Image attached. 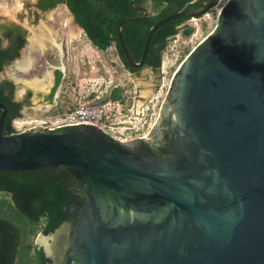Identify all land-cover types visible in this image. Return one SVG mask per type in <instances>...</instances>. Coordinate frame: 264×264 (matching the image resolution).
<instances>
[{"label":"water","instance_id":"95a60500","mask_svg":"<svg viewBox=\"0 0 264 264\" xmlns=\"http://www.w3.org/2000/svg\"><path fill=\"white\" fill-rule=\"evenodd\" d=\"M220 1L159 20L140 61L122 29L148 12L122 21L128 64L144 65L161 26ZM170 95L180 139L164 157L132 152L95 128L4 134L9 108L0 101V170L59 166L83 190L76 225L44 236L56 264H264V0H236L223 30L180 64Z\"/></svg>","mask_w":264,"mask_h":264},{"label":"trees","instance_id":"16d2710c","mask_svg":"<svg viewBox=\"0 0 264 264\" xmlns=\"http://www.w3.org/2000/svg\"><path fill=\"white\" fill-rule=\"evenodd\" d=\"M131 1L41 0L39 6L45 10L65 2L92 43L99 50L117 46L120 61L134 73L138 69L128 64L118 36V26L122 21L142 16L132 7ZM234 1L232 0L230 5H233ZM201 2L202 0H135L137 5L147 3L150 12L147 17L128 23L122 29L124 40L134 60L140 61L147 33L159 20L181 10L199 7ZM184 22V18L175 19L157 29L143 67L160 71L163 56L174 37L181 32L185 36L193 33L194 28L183 25ZM6 35L9 37V33ZM18 41L16 55L26 40L21 35ZM12 58L11 49L0 50V71L6 60ZM14 92L15 86L12 82L0 86V101L10 109L4 122V134L17 132L13 121L24 117L22 109L29 105L31 92L28 91L24 100L18 103L13 101ZM121 92V88L114 89L111 97L117 99ZM80 128L76 126L59 130L74 131ZM102 135L111 139L108 135ZM78 201L85 202L80 183L62 167L0 170V264H48L50 259L46 256L44 248L35 244V237L39 233L48 235L62 223L74 221L78 215Z\"/></svg>","mask_w":264,"mask_h":264},{"label":"flooded vegetation","instance_id":"af4514ba","mask_svg":"<svg viewBox=\"0 0 264 264\" xmlns=\"http://www.w3.org/2000/svg\"><path fill=\"white\" fill-rule=\"evenodd\" d=\"M40 1L41 0H36L34 3L27 1L25 3L26 4L25 8L28 10V13L26 14L18 13L16 18H12V17L9 18L7 17V15L0 16V50H5V49L7 50L9 48V50L11 49V57L13 56L12 59L6 60L7 62L4 64L3 69L0 71V86H4V83L6 82H12L14 84L15 92L13 93V101L16 103L24 100L25 94L28 91L31 92V95L29 97V105L25 106L22 109V112L24 109L27 108H35V110H39L45 113L47 112L55 113L58 109H60V107H63L62 102H60L59 100V93L63 91L66 79L70 78L71 63L74 62L75 55L73 50H68L67 49L68 46L66 47V45H68L69 32L66 31L68 32L67 37L63 36L62 38L60 30L63 31L64 26L61 23V20L58 21L57 24H55L54 26L55 33L48 34L49 35L48 39H45L46 41L45 47H43L41 44L38 43L35 44L33 42L32 39L33 31H34V35L38 34V31L36 29L39 20L41 18L42 19L46 18V16L50 14L49 12H53L58 8L59 5L65 3V2L57 3L56 6L43 10L39 6ZM225 2L226 0H221L217 5L214 6L217 7L218 5L223 3L220 12L219 24L217 28L213 32H211L198 47H200L204 42H206L211 37L218 35L223 30L225 18L234 9L236 0L234 1L233 5H230L232 4L231 3L232 0H229L227 3ZM131 5H132V1H131ZM132 7L135 8V11L141 13L142 16L144 15L143 9H146L148 14L150 12V8L147 5V3L137 5L135 4V0H134V5H132ZM15 14H16V10H15ZM142 16H138V17H142ZM25 18H28V21L25 22L24 21ZM184 19L185 22L183 25H188L186 23L190 19L188 18H184ZM54 22H56V19H54ZM75 22L77 24L76 26L80 28L81 26L76 21V18H75ZM68 28L71 31V27L69 25ZM68 28L65 29L67 30ZM80 29H82V31L84 32L86 39H88L89 42L92 43V41L89 39L84 29L82 27ZM6 33H9V37L6 35ZM52 34L57 37L56 41L60 45L51 41L52 39H49L51 38ZM21 35L25 37L26 41L24 45L20 47L18 55H16V50H17L16 48L19 47L18 40ZM109 48L101 51H106ZM114 52L117 54V56L120 54L119 53L120 51L117 46H114ZM193 52L190 53V55L193 54ZM88 63H90L89 59H88ZM9 67L13 70L14 74L9 76L6 74H2V72ZM137 69L138 70L136 72L134 73L132 72L135 78L137 79V81L152 80L153 81L152 85L153 87H155L154 90L155 89L157 90L158 88L156 87L159 84V80L158 78L153 79V76L151 75V73L154 70L151 69L150 67H143V66L138 67ZM177 73L178 70H176L175 74L173 75L172 85L169 93L163 98L161 111L157 120V124L153 129V131L151 132L150 136L143 139L140 138L133 139L126 143L120 142L127 149L135 153H142L156 157H164L165 155H169L174 151V147L176 146L177 141H179L180 139V129L174 123L172 118V113L170 112V108L166 103L171 98L170 94ZM25 76H28V78L32 79L33 81L37 80L39 81V83L43 82L46 85L44 88L36 87L34 85H31V83L27 86H24L22 84V79ZM76 78L77 76L75 77V79ZM20 87L23 90L18 92ZM5 89H7V87H5ZM16 106H11V108H16ZM84 128H90V127H81L80 129H84ZM76 218L74 221H72L73 225H76L77 222ZM52 233L48 235H44L43 233L41 234L45 237L47 236L49 237ZM41 247H43V245H41ZM44 251L46 256L49 257L50 259L48 264H56L57 261L52 256L48 255L45 249ZM60 253L61 251H58L59 256L61 255ZM66 260L67 257L65 256L60 261V263H64Z\"/></svg>","mask_w":264,"mask_h":264},{"label":"built area","instance_id":"2783aa9c","mask_svg":"<svg viewBox=\"0 0 264 264\" xmlns=\"http://www.w3.org/2000/svg\"><path fill=\"white\" fill-rule=\"evenodd\" d=\"M228 1L226 0L225 3ZM166 59L168 55L165 53L161 66L162 72L166 70ZM122 66L120 74H124L126 82H117L109 69H105L108 74L106 72L102 74L97 63L92 62L90 72L93 76H85L75 82V94L68 95L65 98L66 101H62L65 105L67 100L71 101L69 105H66V111L63 114L20 117L14 120L15 130L21 132L38 128L50 132L67 127H90L121 143L147 136L160 115L163 98L170 91L173 77L165 93H163V87L166 86L163 81L165 77L162 76L163 83L159 85L157 93L145 98L141 94V88L134 74L124 65ZM118 88L122 89L121 96L114 99L111 93ZM76 90H78L77 94ZM107 94H110V99L97 104ZM153 116L155 121L150 125Z\"/></svg>","mask_w":264,"mask_h":264},{"label":"rangeland","instance_id":"374dc122","mask_svg":"<svg viewBox=\"0 0 264 264\" xmlns=\"http://www.w3.org/2000/svg\"><path fill=\"white\" fill-rule=\"evenodd\" d=\"M4 1V0H2ZM223 3L218 5L217 7H214L213 9L209 10L205 15H203L202 17L199 18H192L190 20L187 21L186 24H188L189 26H192L194 28L193 33L189 36H185L181 33H179L178 35H176L174 37V39L171 41L169 48L166 50V55H168V59H166V70L165 72H162V69H160V71L156 72L153 71L151 73V75L153 76V79L158 78L159 80V84L157 85L156 88L159 87V85H161V80H162V76L165 77L164 78V83L166 86H164V84H162L163 87V93L166 92V88L169 85L173 75L175 74L176 70H178L180 64L190 55V53H192L196 47L201 44L204 39L211 33L213 32L218 24H219V18H220V12L222 9ZM4 12V9H3ZM52 13V12H49ZM58 9L54 10V19H56V22H54L53 20H47L46 18L44 19H40L39 23L37 24L38 28V33L40 35L44 34V31L46 30L47 32H49L48 34L51 33H55V24H57L58 21H62L64 14L59 12L58 14ZM5 14V12H4ZM26 14V13H24ZM0 16H2L0 14ZM14 16V15H12ZM24 21L26 22V18L24 19ZM47 26V29L45 28ZM50 28H49V27ZM53 27V28H51ZM62 27V25H61ZM66 29L64 27L63 31L60 30V33L63 36L67 37L66 34ZM80 33V34H79ZM78 33V37L73 38L70 41V38H68V45H66L68 50H73L75 58H74V62L71 63V71H70V78L66 79L65 84H64V88H63V92L61 91V93H59V100L60 102H62L63 100L66 101V97L68 95L73 96V94H75L74 92V86L76 85L75 82L79 81L80 79L84 78L85 76H93L92 73L90 72V67H91V63L92 62H96L97 65L99 66L101 73L104 74L106 71L105 69H109L113 74V78L115 81L117 82H124V74H120L122 69H123V63L120 61L119 57L117 56V54L114 52V46L110 47L108 50L106 51H101L98 48H96L92 43L89 42L88 39H86L84 32H79ZM37 36V34H35ZM34 32H33V42L36 44V39L34 41ZM53 36V37H52ZM51 38L49 39H55L56 40V36L52 34ZM77 36V35H75ZM73 35V37H75ZM44 39H48L49 35H44L42 36ZM40 44V42L38 43ZM165 57V54H164ZM163 57V58H164ZM88 59L90 60V63H88ZM87 60V62H86ZM107 73V72H106ZM2 74H6V75H13L14 72L13 70L9 67L7 69H5ZM79 74V76H78ZM94 74V73H93ZM108 74V73H107ZM77 76V78L75 79V77ZM31 82H33L32 79H29L28 76L23 77L22 79V84L24 86L29 85ZM126 82V81H125ZM129 82V81H127ZM140 88H141V94L143 97L147 98V97H151L154 93H157L156 89L154 90L155 87H153V81L152 80H144V81H137ZM23 86V87H24ZM23 89L20 87L19 91H22ZM156 91V92H155ZM78 90H76V94H77ZM73 98V97H72ZM71 103L70 100H67L66 105H69ZM65 104H63V107H60V109H58L55 113H45L39 110H35V108H27L24 109V117H29V116H55L58 114H63L66 111V106ZM156 116V115H155ZM155 116H153V118L150 120L151 124H154L155 121ZM44 236L39 233L36 237H35V244L41 246L43 245V241H44Z\"/></svg>","mask_w":264,"mask_h":264},{"label":"crops","instance_id":"0c3cea01","mask_svg":"<svg viewBox=\"0 0 264 264\" xmlns=\"http://www.w3.org/2000/svg\"><path fill=\"white\" fill-rule=\"evenodd\" d=\"M27 1H29V2H31V3H34L36 0H4V1H2V0H0V14L1 15H3V16H5V15H7V17H12V18H16L17 17V14L18 13H28V10L25 8V3L27 2ZM4 7L5 8H14V10H16V14L14 15V16H11L10 14H4V12H3V10L2 9H4ZM58 13L59 12H61V13H63L64 14V16H63V20L61 21V23L63 24V26L65 27V28H68V25H69V23H68V20H70V21H72V23L76 26L77 24H76V22H75V17H74V15L70 12V10H69V8H68V6H67V4L66 3H62L61 5H59L58 6ZM53 13H54V11L52 12V13H50V14H48L47 16H46V19L47 20H53L54 19V15H53ZM57 13V14H58ZM27 20L26 21H28V18H26ZM46 26V25H45ZM70 26V25H69ZM38 26H37V29L36 30H38ZM46 29H47V26L45 27ZM76 30L78 31V33L79 32H82V29H80L79 27H77L76 26ZM67 31L69 32H66V34L68 33L69 34V37L68 38H70V41L73 39V38H76V37H78V33H74L73 34V32H72V28H71V31H70V29L68 28L67 29ZM34 32V31H33ZM48 33L49 32H47L46 30L44 31V34H42L40 37H42V36H44V35H48ZM80 34V33H79ZM38 35H40L39 33H38ZM73 35L75 36V35H77V36H75V37H73ZM34 41H35V39H34ZM40 42V40H39V38L38 39H36V43H39ZM46 42V41H45Z\"/></svg>","mask_w":264,"mask_h":264},{"label":"bare ground","instance_id":"6f19581e","mask_svg":"<svg viewBox=\"0 0 264 264\" xmlns=\"http://www.w3.org/2000/svg\"><path fill=\"white\" fill-rule=\"evenodd\" d=\"M4 12H5V14H10V15H14V14H15V10H14V8H10V7H9V8H5V7H4ZM68 23H69L70 27L72 28V32H73V34H74V33H78V31L76 30V26L72 23V21L68 20ZM40 36H41V35H38V34H37V36H36V35L34 36V39H38V38H39V40H40V44H41L43 47H45V45H46V43H45V39H44L43 37H40ZM51 41H53L54 43L60 45L59 43H57V41H56L55 39H52ZM21 62H22V61H21ZM49 77H50V76H49ZM31 85H34V86H36V87H40V88H44L46 84H44L43 82H40V83H39V81L35 80V81L31 82Z\"/></svg>","mask_w":264,"mask_h":264}]
</instances>
